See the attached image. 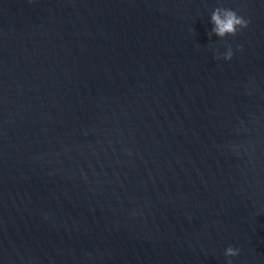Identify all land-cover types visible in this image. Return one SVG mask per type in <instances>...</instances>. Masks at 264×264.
Wrapping results in <instances>:
<instances>
[{
	"label": "water",
	"instance_id": "obj_1",
	"mask_svg": "<svg viewBox=\"0 0 264 264\" xmlns=\"http://www.w3.org/2000/svg\"><path fill=\"white\" fill-rule=\"evenodd\" d=\"M0 264H264V0H0Z\"/></svg>",
	"mask_w": 264,
	"mask_h": 264
}]
</instances>
